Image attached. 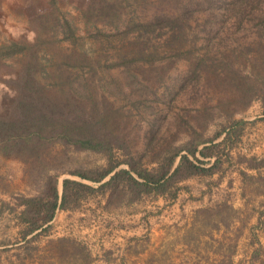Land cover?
Masks as SVG:
<instances>
[{
  "label": "rangeland",
  "instance_id": "rangeland-1",
  "mask_svg": "<svg viewBox=\"0 0 264 264\" xmlns=\"http://www.w3.org/2000/svg\"><path fill=\"white\" fill-rule=\"evenodd\" d=\"M94 1L0 0V115L11 112L16 81L37 51L38 37L54 56L65 48L78 54L90 45L95 30H86L82 10L97 6ZM55 16L73 22L77 44L55 43L62 37L55 32ZM197 22L200 17L191 21L199 30ZM191 35L195 37L174 65L162 63L164 79L144 81L146 87L134 82L136 94L129 100L103 80L98 105L103 109L110 100L120 109L113 115V130L142 162L165 145L181 148L187 141L207 140L231 120H242L239 137L220 152L222 162L214 173L182 181L174 199L150 195L126 203L123 193L90 195L75 209L57 210L50 222L25 235L17 220L23 206H14L18 197L37 195L44 176L53 173L59 174L61 192L63 178L80 180L69 170L101 167L106 159L101 152L77 150L57 140L44 141L35 150L28 144L9 149V154L0 150V264H264V165L252 167L264 158V106L256 97L248 103L240 100L234 78H225L220 64L213 66L217 75L208 77L201 70L180 92L165 91L172 82L180 89L182 82L174 80L185 74L193 58L187 50L205 51L203 33ZM220 46L230 53L231 39ZM240 64L242 75L250 71L249 62ZM124 86L129 88L128 82ZM132 99L139 101L138 109L131 106Z\"/></svg>",
  "mask_w": 264,
  "mask_h": 264
},
{
  "label": "trees",
  "instance_id": "trees-1",
  "mask_svg": "<svg viewBox=\"0 0 264 264\" xmlns=\"http://www.w3.org/2000/svg\"><path fill=\"white\" fill-rule=\"evenodd\" d=\"M94 2L98 5L82 10L86 30L90 26L95 30L90 35V45L78 54L75 49L65 48L60 56H54L48 43L38 37L37 51L32 52L31 61L16 81L17 95L11 112L0 115V150L4 154L12 148L20 149L22 144L35 150L44 141L57 140L77 150L101 152L106 159L101 167L69 170L80 180L63 178L61 192L59 174L53 173L44 176L37 195L18 197L14 206H23L17 220L25 226V235L50 222L57 210L75 209L94 194L123 193L126 203L150 195L174 199L182 181L213 174L222 162L220 152L239 137L243 121L231 120L207 140L187 141L181 148L165 145L149 161L142 162L133 155L132 145L113 130V115L120 109L113 108L110 100L103 109L98 105V84L103 80L111 85V91L129 100L136 94L132 91L134 82L144 86L143 82L152 78L164 79L167 72L162 63L174 65L175 59L185 54L182 49L195 37L191 34L203 33L205 51L198 54L194 47L189 48L187 52L193 58L185 74L182 76V72V77L174 80L182 82L180 89L172 82L165 91L180 92L187 80H197L194 76L201 70L208 77L217 75L213 66L220 64L225 78H234L231 83L242 95L240 100L248 103L256 97L264 106V0ZM199 17L201 22L196 27L200 29L196 30L191 21ZM52 21L55 32L62 35L55 43H78L73 22L64 16H55ZM229 38L230 53L220 46ZM242 41L248 45L244 47ZM245 61L250 63V71L242 75L237 65ZM127 82L129 88L124 86ZM56 92L57 98H53ZM138 102L132 99L131 106L138 109ZM145 114L142 110L141 116ZM223 133L222 140L214 142ZM263 165L264 158L252 167Z\"/></svg>",
  "mask_w": 264,
  "mask_h": 264
},
{
  "label": "water",
  "instance_id": "water-1",
  "mask_svg": "<svg viewBox=\"0 0 264 264\" xmlns=\"http://www.w3.org/2000/svg\"><path fill=\"white\" fill-rule=\"evenodd\" d=\"M108 178V177H107ZM106 180V179H105Z\"/></svg>",
  "mask_w": 264,
  "mask_h": 264
}]
</instances>
